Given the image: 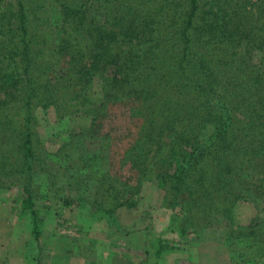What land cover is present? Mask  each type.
<instances>
[{
  "label": "trees",
  "instance_id": "16d2710c",
  "mask_svg": "<svg viewBox=\"0 0 264 264\" xmlns=\"http://www.w3.org/2000/svg\"><path fill=\"white\" fill-rule=\"evenodd\" d=\"M154 184L180 235L222 223L224 264L264 258V0H0V199L15 190L33 264L38 201L99 221Z\"/></svg>",
  "mask_w": 264,
  "mask_h": 264
},
{
  "label": "rangeland",
  "instance_id": "374dc122",
  "mask_svg": "<svg viewBox=\"0 0 264 264\" xmlns=\"http://www.w3.org/2000/svg\"><path fill=\"white\" fill-rule=\"evenodd\" d=\"M109 115L104 131L122 138V143L130 140L136 123L121 108H112ZM81 119L78 121L81 126L89 124ZM42 127L40 132L44 135L47 127ZM42 179L40 173L36 183ZM151 186L135 197L133 208H120L111 217L99 221L74 204L64 207L61 202L38 201L42 264H80L81 261L93 264L95 252L102 259L118 255L127 264H224L227 251L221 237L222 223L198 233L189 231L180 235L176 224L171 225L173 213L161 207L163 191L156 189L155 184ZM234 216L238 223L247 225L256 217V211L250 203H238ZM30 229L28 218L16 202L15 190L2 194L0 264H33L31 258L36 249ZM127 235L133 236L135 247L124 240ZM157 250H161L159 257L155 254ZM260 263L264 264V258L257 262Z\"/></svg>",
  "mask_w": 264,
  "mask_h": 264
},
{
  "label": "crops",
  "instance_id": "0c3cea01",
  "mask_svg": "<svg viewBox=\"0 0 264 264\" xmlns=\"http://www.w3.org/2000/svg\"><path fill=\"white\" fill-rule=\"evenodd\" d=\"M133 239L134 238H133L132 235H129V236L127 235V237H125L124 240H126L127 242H131L133 244ZM133 247H135L134 244H133ZM95 254H96L97 257H96V259H94L95 261H94L93 264H102V263L112 264V262H115V264H127L124 260H121L120 256H118V255L117 256H109L108 255L107 257L102 259L101 256L97 252H95ZM101 261H102V263H101ZM80 264H85V263H83L81 261ZM154 264H157V263L155 262Z\"/></svg>",
  "mask_w": 264,
  "mask_h": 264
}]
</instances>
